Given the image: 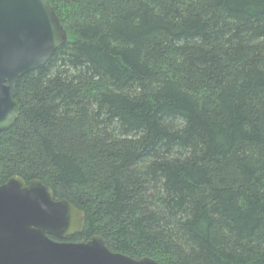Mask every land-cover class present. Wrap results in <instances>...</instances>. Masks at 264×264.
<instances>
[{"label":"trees","instance_id":"trees-1","mask_svg":"<svg viewBox=\"0 0 264 264\" xmlns=\"http://www.w3.org/2000/svg\"><path fill=\"white\" fill-rule=\"evenodd\" d=\"M68 40L17 83L0 185L162 264H264V0H48Z\"/></svg>","mask_w":264,"mask_h":264},{"label":"water","instance_id":"water-1","mask_svg":"<svg viewBox=\"0 0 264 264\" xmlns=\"http://www.w3.org/2000/svg\"><path fill=\"white\" fill-rule=\"evenodd\" d=\"M68 35L48 0H0V130L20 112L18 81L42 66ZM86 213L56 199L39 179L14 175L0 185V264H162L112 251L101 235L82 242Z\"/></svg>","mask_w":264,"mask_h":264}]
</instances>
